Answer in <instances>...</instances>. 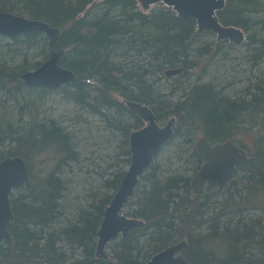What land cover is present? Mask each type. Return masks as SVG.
Wrapping results in <instances>:
<instances>
[{"label":"trees","instance_id":"16d2710c","mask_svg":"<svg viewBox=\"0 0 264 264\" xmlns=\"http://www.w3.org/2000/svg\"><path fill=\"white\" fill-rule=\"evenodd\" d=\"M0 11L60 28V65L75 74L57 90L26 86L21 75L50 57L48 38L36 32L0 43V159L21 156L31 172L11 194L14 220L10 238L0 241V264H146L182 241L190 264H264V218L245 213L258 208L256 196L264 198V78L233 98L207 80L216 57L234 45L204 42L209 32H198L195 20L162 5L145 13L137 0H0ZM218 18L246 32L247 59L257 66L264 59V0H226ZM171 69L181 72L167 77ZM50 94L103 118L118 140L119 167L108 168L109 177L77 205L65 200L71 182L65 169L80 161L74 137L56 120L33 116L37 101ZM124 99L149 106L159 123L175 117L174 137L165 147L176 142L193 175L202 159L189 144L200 132L212 144L231 139L245 148L236 135L258 127L248 151L257 167H238L222 192L193 194L192 175H166L156 163L164 147L124 209L145 224L111 242L110 257L102 259L96 248L104 212L129 168L130 135L145 124ZM46 151L61 159L41 176L32 162Z\"/></svg>","mask_w":264,"mask_h":264},{"label":"water","instance_id":"95a60500","mask_svg":"<svg viewBox=\"0 0 264 264\" xmlns=\"http://www.w3.org/2000/svg\"><path fill=\"white\" fill-rule=\"evenodd\" d=\"M145 10H152V6L163 5L171 8L178 17L193 19L197 31L212 32L218 41L228 40L239 45L246 39L245 32L234 26L223 25L218 12L223 10L226 0H137ZM43 33L49 42L50 57L31 71L21 75L26 86L44 87L57 90L69 84L75 74L70 69L60 65L64 55L63 49L57 48L60 28L52 27L48 23L25 16H17L0 11V36L10 39L31 34ZM181 72V69L166 71L167 77ZM127 107L144 121L145 125L134 130L129 139L131 162L121 184L114 194L109 206L104 212L103 221L98 231L96 256L107 259V246L114 240L126 237L132 230L142 227L145 222L139 218L128 217L123 210L133 196L140 178L150 167L161 150L174 137L175 117L161 125L152 109L140 102L126 100ZM196 151L202 158L200 169L191 179L194 194L205 189L211 192L217 189L222 192L233 181L237 167L256 169L255 157L232 140L211 144L206 137H201L196 143ZM31 172L26 161L21 157L0 159V241L10 238L9 224L14 220L11 206L13 191L29 182ZM188 246L186 241L173 244L156 253L146 264H190L182 255Z\"/></svg>","mask_w":264,"mask_h":264},{"label":"rangeland","instance_id":"374dc122","mask_svg":"<svg viewBox=\"0 0 264 264\" xmlns=\"http://www.w3.org/2000/svg\"><path fill=\"white\" fill-rule=\"evenodd\" d=\"M158 6L160 5L152 6L151 9ZM139 10L149 13V11L143 9L140 4ZM12 40L13 39L0 37V43H11ZM206 41L213 42L214 45L218 43L217 36L212 32H209L208 36H205L204 42ZM246 42L247 34L242 44L236 45L228 41L229 44L234 45L233 48H223V51L227 54L220 53L209 70L207 80L213 82L218 89H222L224 93L232 98L243 95L241 92H243L252 81H255L256 77L264 78V59L257 66H252V62L247 59ZM212 52H215V49L214 51L212 50ZM32 58V60L35 61L40 60L38 57ZM41 61L43 62L44 60ZM31 70L34 69H30L29 71ZM161 85L162 88L165 87L166 91L167 83L162 82ZM114 93L118 95V92ZM118 99L122 102L119 95ZM125 100L127 99H124V101ZM37 105L39 113H33V116L36 115L38 119L50 118L56 120L62 126L68 128V131L74 137L73 141L79 151L78 155L80 161L78 159V161L73 162L71 171L68 168L65 169V178L71 181L68 184L70 192L65 197V200L68 205H77L81 203L78 198H83L84 196L89 198V194L92 193V187H97L104 177H109L107 173L108 168L111 166L119 167L114 158L117 154L116 147L118 145V140L106 129L103 118L85 113L84 110L58 97L56 94H50L48 98H44L40 103L38 100ZM27 114L28 113H24L23 119H28ZM168 120H163L160 124L164 125ZM258 130V127L257 129L253 128L250 130L243 129L236 135L235 140L242 144L248 151L252 152L255 147L254 142L258 135ZM201 137H203V133L201 132L194 137V140L189 144L191 148H193V145H195ZM175 144L177 143L175 142L174 146L165 147L163 152L159 154L156 163L161 165L166 175L174 173L187 175V173H189V175L194 176L196 173L193 175L192 170H189L191 167L186 165L185 158L182 159L180 157L182 154L178 152L179 148H176ZM60 159L58 155L55 156L51 151L43 152L39 155L38 159L32 162L33 171L38 175L41 174V176H46L56 169V165ZM127 170L128 167L125 166L124 171ZM111 171L110 169L108 172L111 173ZM256 198H258V201L254 202L253 206L258 208L245 210V213L247 216H261L264 218V198L261 196H256ZM126 211L127 209L125 212ZM110 251L109 246H107L106 254L108 258L111 255Z\"/></svg>","mask_w":264,"mask_h":264},{"label":"flooded vegetation","instance_id":"af4514ba","mask_svg":"<svg viewBox=\"0 0 264 264\" xmlns=\"http://www.w3.org/2000/svg\"><path fill=\"white\" fill-rule=\"evenodd\" d=\"M138 6H139V4H138ZM226 41H228V40H226ZM230 43H231V42H230ZM174 125H175V124H174ZM227 140H228V139H227ZM227 140H225V141H227ZM225 141L216 142V143H222V142H225ZM196 143H197V142H196ZM216 143H214V144H216ZM211 144H212V143H211ZM194 147H195V149H196V144L194 145ZM198 155H199V154H198ZM199 157H200V156H199ZM201 159H202V158H201ZM201 165H202V164H201ZM237 168H238V167H237ZM237 168H236V169H237ZM191 189H192V188H191ZM202 190H204V191H205V189H202ZM202 190H200V191H202ZM214 190H216V191H217V189H214ZM214 190H212V191H214ZM200 191H199V192H200ZM212 191H211V192H212ZM199 192H198V193H199ZM208 193H210V192H208ZM193 194H194V193H193Z\"/></svg>","mask_w":264,"mask_h":264},{"label":"bare ground","instance_id":"6f19581e","mask_svg":"<svg viewBox=\"0 0 264 264\" xmlns=\"http://www.w3.org/2000/svg\"><path fill=\"white\" fill-rule=\"evenodd\" d=\"M9 13V12H8ZM12 14V13H11ZM18 16V15H17ZM20 37V36H19ZM10 39V38H9ZM14 39V38H13ZM131 101V100H130ZM17 157V156H16ZM92 184V183H91ZM92 190V189H91ZM125 209V208H124ZM123 212H124V210H123ZM98 244V243H97Z\"/></svg>","mask_w":264,"mask_h":264}]
</instances>
